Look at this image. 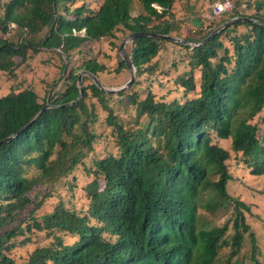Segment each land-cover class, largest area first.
Returning a JSON list of instances; mask_svg holds the SVG:
<instances>
[{
  "label": "trees",
  "instance_id": "1",
  "mask_svg": "<svg viewBox=\"0 0 264 264\" xmlns=\"http://www.w3.org/2000/svg\"><path fill=\"white\" fill-rule=\"evenodd\" d=\"M182 1L0 3V70L12 79L0 94V141L18 133L0 145V264H262L246 222L250 206L228 192L233 175L227 161L234 154L252 175H264V0H244L246 11L237 1L206 29L197 12L194 36H176L198 42L229 18L258 21L234 22L197 46L135 38L127 50L134 85L143 76L149 81L145 92L107 93L85 74L84 95L75 101L80 71L105 76L96 42L116 40L118 33L177 34L174 8ZM210 1L202 0V10ZM168 52L190 67L175 79L185 94L172 100L154 91L159 56ZM41 53L60 58V65L43 61L57 74L44 95L20 80ZM118 63L116 72L129 71ZM223 139L231 140L232 152L218 142ZM79 168L90 180L82 185L86 202L78 208L57 195V186L78 189ZM230 206L223 225L200 215ZM247 236L251 260L233 261ZM223 247L230 249L225 261Z\"/></svg>",
  "mask_w": 264,
  "mask_h": 264
},
{
  "label": "rangeland",
  "instance_id": "2",
  "mask_svg": "<svg viewBox=\"0 0 264 264\" xmlns=\"http://www.w3.org/2000/svg\"><path fill=\"white\" fill-rule=\"evenodd\" d=\"M5 1L7 0H0V3L3 4ZM223 1L225 0H212L208 3V7L203 10L201 7L202 0H192V1L184 0L182 2H178L177 7L174 8V11L176 12L177 19L179 20L176 22V24L180 26V29L177 31V34L174 33L172 35L178 38H182L176 36L178 34L186 35L188 37H193L194 30H198L200 28L199 26L193 25V20L196 19V17L200 16V14H202L203 16L201 17L206 20V24H204L205 29L209 22L227 17V15L231 13L233 10L227 11L221 16L216 18L210 17L211 6L214 3L223 2ZM237 1H240V7L243 9L242 11H246L247 3L244 0H232L233 9L237 5ZM155 6H157V8L161 10V7H159L158 5ZM197 12H200V14ZM180 21L181 22L184 21V23L182 22L181 24ZM220 25H218L217 27H219ZM217 27H215V29ZM121 35H123V33H118L119 37L116 40H113L111 38H106L98 41V43L96 42L93 45L95 53L98 54L97 57L99 63L106 65L105 76H102V80L100 79V81L102 82L103 85L109 88L120 87L130 79L129 71L126 72V70H124L122 73L115 71L119 66L118 63V59H120L119 46L122 40L128 34L125 37H121ZM222 39L225 42V44L228 45L230 51L233 52V46L229 41V38L224 36L222 37ZM188 41H193V40H188ZM129 44L130 43L126 45V50ZM186 45H191V44H186ZM87 47L88 46H86V48ZM127 52L129 53L128 50ZM163 55L164 53L159 56L161 68L170 74L164 73L161 68L158 69V72L154 75V78L156 79L154 81V91L156 92L158 89V96L160 97L165 96L168 100H172L176 97L181 98L182 95L185 94L184 93L185 90L175 83V79L178 76V74L190 69L188 62L187 61L180 62V58L178 57L175 58L172 52L167 53L168 57H162ZM47 57L49 60L52 61L54 65H60V58L58 56L53 58L51 57L50 53L48 54L41 53V55L38 58L32 61V66L26 69V73L20 74L21 75L20 80H24L25 85L32 86L41 95H44V93L46 92L47 83L50 80L57 77L56 70L54 68H49V65L48 64L45 65L46 63L43 62ZM53 60L56 61L57 64L54 63ZM80 62H82V55L81 56L79 55L75 60V63L77 64ZM175 66L178 67L175 68ZM22 70H20L19 73H21ZM145 77L146 76L140 78V82H141L140 86L134 85L135 80L137 79L135 77L133 85L126 90H128V92H131L132 90L136 89L145 92L146 90L145 87L148 85L149 82L144 79ZM46 78L47 80L46 82H44L45 81L44 79ZM194 79L197 81V83H200L199 70L194 72ZM11 83H12V79L8 76V74L0 70V94H5L8 91ZM192 95H193L192 92L188 94V96H192ZM111 101H112L111 104H114V102H116V99H112ZM255 121H260V120L258 118ZM218 142L224 147H226L230 152H232L230 147L231 145L230 139L218 140ZM112 145H114V143H110V146ZM227 164L229 170L232 172L233 175V180L230 181L228 184V192L230 195L234 196L239 200H242L244 203L250 206V211L245 212V215L247 216L246 222L251 226V232H253L256 237L255 241L258 246L257 257L262 262V264H264V175L263 176L252 175L247 167H245L243 164L240 165L239 162L235 160L234 154H232L231 159L227 161ZM75 173L78 177L77 184L80 187H78V185L76 184L78 189L73 190L68 185H66L64 188L57 186V191H58L57 195L62 193L63 195H65V200L70 205L74 204L76 207L79 208L86 202V198L84 194H82V188H83L82 185H86L89 182L90 178L87 177L86 173L82 168H79ZM45 189L46 188H44V191ZM73 192L74 194L78 193V196L75 199L72 197ZM56 200L57 198L55 197L52 198L50 202L44 206V210L49 211L52 208V205L56 202ZM232 210L233 207L230 206L227 209L219 210L215 215L200 210V215L202 219L208 221L212 225H223L231 217ZM231 232L232 230H230V233ZM66 242H68L67 239ZM229 250L230 249L228 247H223L221 249L220 258L223 261H225L226 258L229 256L230 253ZM235 260H237V262L239 263H243V262L249 263V261L251 260L250 236H247L245 240V244L242 247L240 254L233 258V261Z\"/></svg>",
  "mask_w": 264,
  "mask_h": 264
},
{
  "label": "water",
  "instance_id": "3",
  "mask_svg": "<svg viewBox=\"0 0 264 264\" xmlns=\"http://www.w3.org/2000/svg\"><path fill=\"white\" fill-rule=\"evenodd\" d=\"M239 20H251V21H255L258 22L256 20H253L251 18H247V17H232L230 19H227L226 21H224L219 27H217L214 31H212L205 39H203L202 41H186L184 39L169 35V34H161V33H154V32H133L128 34L121 42L120 46H119V56L120 59L122 61H124L128 67L129 73H130V79L122 86L117 87V88H109L106 87L105 85L102 84V82L92 73H90L89 71H80L79 72V79H78V87L80 89V94L78 96V98L75 100H80L83 95H84V90H83V80L82 77L83 75L87 74L89 75L92 80L94 81V83L100 87L101 89H103L104 91H106L107 93H111V92H121L123 90H126L128 88H130L135 80V76H136V68L131 60V56L128 54L127 50H126V45L129 42H132L135 40V38L137 37H152V38H160V39H170L172 41L175 42H180V43H185V44H191L192 46H197L203 43H206L207 41H209L210 39H212L216 34L220 33L223 29H225L226 27H228L230 24L237 22ZM73 101V102H75ZM71 102V103H73ZM48 107V105H45L40 111L39 113L36 115V117L31 121L34 122L43 112V110H45ZM30 123V124H31ZM16 134L15 133L3 140L0 141V145L9 141L10 139H12Z\"/></svg>",
  "mask_w": 264,
  "mask_h": 264
},
{
  "label": "built area",
  "instance_id": "4",
  "mask_svg": "<svg viewBox=\"0 0 264 264\" xmlns=\"http://www.w3.org/2000/svg\"><path fill=\"white\" fill-rule=\"evenodd\" d=\"M232 10H233L232 0H225L223 2H217L211 6L210 17L216 18V17L221 16L225 12L232 11ZM12 26H15V25L12 24Z\"/></svg>",
  "mask_w": 264,
  "mask_h": 264
},
{
  "label": "clouds",
  "instance_id": "5",
  "mask_svg": "<svg viewBox=\"0 0 264 264\" xmlns=\"http://www.w3.org/2000/svg\"><path fill=\"white\" fill-rule=\"evenodd\" d=\"M157 7V6H156Z\"/></svg>",
  "mask_w": 264,
  "mask_h": 264
}]
</instances>
